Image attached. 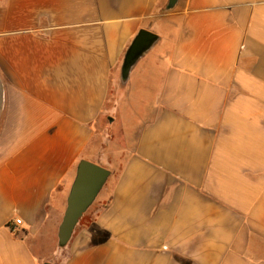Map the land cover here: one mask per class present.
Listing matches in <instances>:
<instances>
[{
	"label": "crops",
	"instance_id": "crops-1",
	"mask_svg": "<svg viewBox=\"0 0 264 264\" xmlns=\"http://www.w3.org/2000/svg\"><path fill=\"white\" fill-rule=\"evenodd\" d=\"M166 1L0 0V264H264V0ZM141 28L158 38L124 86L137 125L110 156ZM82 158L111 171L105 237L39 259Z\"/></svg>",
	"mask_w": 264,
	"mask_h": 264
},
{
	"label": "water",
	"instance_id": "water-1",
	"mask_svg": "<svg viewBox=\"0 0 264 264\" xmlns=\"http://www.w3.org/2000/svg\"><path fill=\"white\" fill-rule=\"evenodd\" d=\"M177 2L178 0H167L164 10L173 8ZM157 38V34L147 28L138 30L122 58L119 73L122 85L126 84L129 73L136 61L152 47ZM110 173L111 171L108 168L98 163L84 158L78 161L74 178L66 197V207L57 228V242L59 246L67 244L79 219L93 203ZM42 264L54 263L45 261Z\"/></svg>",
	"mask_w": 264,
	"mask_h": 264
},
{
	"label": "rangeland",
	"instance_id": "rangeland-1",
	"mask_svg": "<svg viewBox=\"0 0 264 264\" xmlns=\"http://www.w3.org/2000/svg\"><path fill=\"white\" fill-rule=\"evenodd\" d=\"M125 85H122L120 83L119 79V74L117 77L114 78L111 84V89H110V96H109V103H114L115 105L113 106L114 113V122L111 126H113L114 129L111 130L110 128V122H106V127L108 128V133L111 134L110 137V142L113 144V152L110 153V156L118 155V151L120 150V147L123 145V139L122 135L125 134V127L128 126L127 123H129V128L132 131L133 127L137 125V121L134 119L131 120L129 119L131 116L130 113V105H129V97L126 96L127 93V87H124ZM122 87V88H120ZM124 95V99L121 101L120 95ZM119 95V96H118ZM121 101V102H120ZM119 103V104H118ZM109 118H112V116H109ZM130 120V121H129ZM2 121H0V132L2 129ZM123 131V132H122ZM129 137H131V134H129ZM126 139V138H125ZM0 143H2L0 141ZM0 151L3 150L2 144H0ZM7 147V145L5 146ZM1 154V152H0ZM117 169V168H115ZM116 170H114L115 173ZM101 192V191H100ZM100 192L98 193L97 197L91 204L90 208L88 209L86 216L83 219H79L78 223L76 224L73 233L79 231L80 229L87 227L88 222L92 220V217L94 216L95 212L98 210L100 207V201H99V196ZM52 227L51 220H48L45 222V229L49 230ZM72 233V235H73ZM43 238V243L41 246H33L34 252L36 253V256L39 257V259H43L41 257H49L54 256V260L52 258H49L55 262V259H60L61 257L59 254L61 250H65L66 245L64 246H59L57 240L55 241L50 237V235L44 233L41 234ZM57 242V243H56ZM68 243V242H67ZM65 251H63L64 254ZM45 262V260H43Z\"/></svg>",
	"mask_w": 264,
	"mask_h": 264
},
{
	"label": "trees",
	"instance_id": "trees-1",
	"mask_svg": "<svg viewBox=\"0 0 264 264\" xmlns=\"http://www.w3.org/2000/svg\"><path fill=\"white\" fill-rule=\"evenodd\" d=\"M90 206L83 213V215L81 216L80 220L83 219L86 216V213H87L88 209L90 208ZM93 218H94V216L92 217V220L88 222L87 228L92 231V243H97V242L101 241L102 239H104L105 233L98 230V228L94 224Z\"/></svg>",
	"mask_w": 264,
	"mask_h": 264
},
{
	"label": "built area",
	"instance_id": "built-area-1",
	"mask_svg": "<svg viewBox=\"0 0 264 264\" xmlns=\"http://www.w3.org/2000/svg\"><path fill=\"white\" fill-rule=\"evenodd\" d=\"M14 226H18L21 224V218H14L13 220Z\"/></svg>",
	"mask_w": 264,
	"mask_h": 264
}]
</instances>
